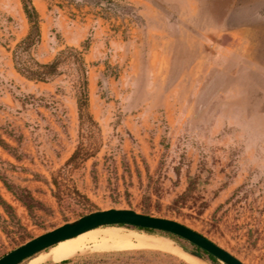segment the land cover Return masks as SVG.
<instances>
[{"label": "rangeland", "instance_id": "1", "mask_svg": "<svg viewBox=\"0 0 264 264\" xmlns=\"http://www.w3.org/2000/svg\"><path fill=\"white\" fill-rule=\"evenodd\" d=\"M0 198V257L115 208L264 264V0H0ZM68 240L21 264H225L126 225Z\"/></svg>", "mask_w": 264, "mask_h": 264}, {"label": "water", "instance_id": "2", "mask_svg": "<svg viewBox=\"0 0 264 264\" xmlns=\"http://www.w3.org/2000/svg\"><path fill=\"white\" fill-rule=\"evenodd\" d=\"M126 225L141 229L157 230L178 236L225 264H244L239 258L216 245L202 234L172 219L139 213L132 209H107L89 213L78 220L64 224L52 231L41 234L0 257V264H21L23 261L56 245L75 238L90 230L111 226ZM199 260L197 252H189Z\"/></svg>", "mask_w": 264, "mask_h": 264}, {"label": "bare ground", "instance_id": "3", "mask_svg": "<svg viewBox=\"0 0 264 264\" xmlns=\"http://www.w3.org/2000/svg\"><path fill=\"white\" fill-rule=\"evenodd\" d=\"M114 235H113V237L109 238V242L110 243H108V241L95 242V243L93 242L94 246L96 248H102V249H123V248L137 247V246L141 245L140 242H138L137 244L131 243L129 241L128 237L123 239L121 237H114ZM80 237H81V234H80ZM87 240L84 239V238H80V239H77V240L72 241V242L68 240V241L58 245L56 247V249L53 250L52 255H53L54 259H56V260L64 259V258L72 255L73 253L77 252V251H81V250L87 248L90 245ZM153 246H155L158 249H161V250H164L166 252H169V253H173V254H177V255L179 254V255L183 256L190 264H199L196 261V259H193V258H191L189 256L184 255V254L182 255V253L180 251H178L176 248H174V247H172L170 245H167V244H164V243H160V244L153 245Z\"/></svg>", "mask_w": 264, "mask_h": 264}, {"label": "trees", "instance_id": "4", "mask_svg": "<svg viewBox=\"0 0 264 264\" xmlns=\"http://www.w3.org/2000/svg\"><path fill=\"white\" fill-rule=\"evenodd\" d=\"M44 68H48V66H43ZM44 75V74H43ZM76 154L77 153H74L73 155H72V157H71V159L70 160H73L74 158H75V156H76ZM4 185L6 186V188L9 190V187L7 186V184L4 182ZM23 203V202H22ZM0 205H4V206H6L7 207V204H6V202L5 201H3L1 198H0ZM144 214H147L146 212H143ZM171 236H175V235H173V234H171ZM211 258H213L212 256H210ZM64 263H65V261H64Z\"/></svg>", "mask_w": 264, "mask_h": 264}]
</instances>
